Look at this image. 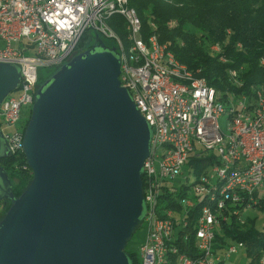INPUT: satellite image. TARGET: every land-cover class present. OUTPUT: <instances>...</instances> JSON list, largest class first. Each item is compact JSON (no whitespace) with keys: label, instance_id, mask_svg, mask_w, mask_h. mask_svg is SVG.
<instances>
[{"label":"built area","instance_id":"2783aa9c","mask_svg":"<svg viewBox=\"0 0 264 264\" xmlns=\"http://www.w3.org/2000/svg\"><path fill=\"white\" fill-rule=\"evenodd\" d=\"M113 15L126 22L125 39L107 25ZM149 25L153 30L154 23ZM88 29L114 43L120 86L151 129L142 173L146 235L139 264H166L170 255L177 264H223L243 244L216 249L219 225L230 216L242 222L241 210L259 208L258 198H264V84L217 100L215 89L179 62L156 33L143 35L128 0H0V62L20 70L17 88L0 103L9 155H24L21 110L32 106L38 70L67 61ZM211 49L219 51L217 45ZM228 72L240 86L239 70ZM224 114L227 132L219 125ZM21 167L31 172L27 164ZM187 239L194 256L180 247Z\"/></svg>","mask_w":264,"mask_h":264},{"label":"water","instance_id":"95a60500","mask_svg":"<svg viewBox=\"0 0 264 264\" xmlns=\"http://www.w3.org/2000/svg\"><path fill=\"white\" fill-rule=\"evenodd\" d=\"M114 47L95 43L35 91L22 150L32 178L18 196L0 166V264H131L125 245L146 206L151 129L120 86ZM20 80L0 62V103ZM9 155L0 131V158Z\"/></svg>","mask_w":264,"mask_h":264},{"label":"trees","instance_id":"16d2710c","mask_svg":"<svg viewBox=\"0 0 264 264\" xmlns=\"http://www.w3.org/2000/svg\"><path fill=\"white\" fill-rule=\"evenodd\" d=\"M128 5L138 14L143 35L156 33L179 62L215 89L217 100L225 102L233 92L250 94L252 87L264 84V0H128ZM151 21L155 25L153 30L149 25ZM107 25L125 39L127 25L121 16H111ZM96 34L85 30L75 45L74 55L90 48ZM98 36L107 46H114L112 41ZM212 45H217L219 51H213ZM57 68L53 67L45 76L43 70L46 68H40L37 87ZM229 69L239 70L240 86L230 78ZM22 164H26L24 155L0 158V166L11 181L14 196L20 195L32 178V173L23 169ZM208 164L206 161L197 165L196 171ZM258 199L259 208L264 209V198ZM8 207L3 208L0 219ZM236 207L241 208L240 205ZM214 240L216 249L241 242L249 264H257L264 257V229H258L252 218L240 222L230 216L228 221L221 222ZM127 243L124 251L131 264H139L137 252L126 250ZM191 243L187 239L180 247L194 256ZM166 264H177L176 257L170 255Z\"/></svg>","mask_w":264,"mask_h":264},{"label":"rangeland","instance_id":"374dc122","mask_svg":"<svg viewBox=\"0 0 264 264\" xmlns=\"http://www.w3.org/2000/svg\"><path fill=\"white\" fill-rule=\"evenodd\" d=\"M43 70L44 76L47 75L53 67H45ZM31 106H27L22 108L21 110V121L26 123L30 116ZM227 124L228 118L227 115L224 114L219 118V125L223 132H227ZM184 176L188 177V182L191 183L194 180V176L192 174H185ZM4 203V204H3ZM1 207L6 209L9 206L8 201H3ZM1 211V213H2ZM240 217L243 220L247 218H252L255 221V225L258 229H264V209H260L258 207L244 208L241 210ZM146 235V225L143 221L139 223L137 228L133 231L131 237L128 240L126 250L127 251H138V247L144 242V238ZM223 264H249V259L245 256L243 248L238 249L235 254H232L228 259L225 260Z\"/></svg>","mask_w":264,"mask_h":264},{"label":"flooded vegetation","instance_id":"af4514ba","mask_svg":"<svg viewBox=\"0 0 264 264\" xmlns=\"http://www.w3.org/2000/svg\"><path fill=\"white\" fill-rule=\"evenodd\" d=\"M1 202H3V201H1Z\"/></svg>","mask_w":264,"mask_h":264}]
</instances>
